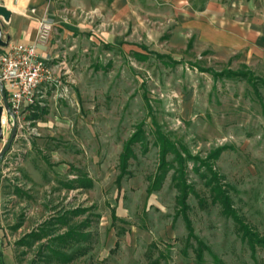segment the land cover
Here are the masks:
<instances>
[{
    "label": "rangeland",
    "instance_id": "obj_1",
    "mask_svg": "<svg viewBox=\"0 0 264 264\" xmlns=\"http://www.w3.org/2000/svg\"><path fill=\"white\" fill-rule=\"evenodd\" d=\"M50 1L57 15L49 22L47 42L56 46L49 67L58 83L43 106L24 110L19 133L28 161L11 171L26 185L10 206L18 212H0L1 234H14L5 243L15 247L17 264H149L148 250L152 259L164 255L160 264H264V246L251 249L210 203L205 168L193 170L221 149L209 164L236 215L264 240V73L176 36L172 9L161 2H135L123 16L110 12V0ZM140 130L146 148L132 146L131 176L119 179L124 146ZM157 132L192 158L187 217L205 247L201 262L190 247L196 240L188 242L173 171L152 190L160 174ZM12 221L22 222L21 230L13 231ZM46 228L75 237L19 245Z\"/></svg>",
    "mask_w": 264,
    "mask_h": 264
},
{
    "label": "crops",
    "instance_id": "obj_2",
    "mask_svg": "<svg viewBox=\"0 0 264 264\" xmlns=\"http://www.w3.org/2000/svg\"><path fill=\"white\" fill-rule=\"evenodd\" d=\"M194 1L110 0V12L118 14L122 11L123 16L126 14L129 16L131 6L135 2H161L163 6H169L172 9L176 36L192 40L193 44L196 43L204 52L224 54L228 57L235 56L241 65L249 67L252 71L259 70L264 73V0H227L226 2L205 0L199 7H194L192 4ZM0 5L11 11L9 23L5 25L3 32V40L7 41L9 38V41L6 47L0 48V55L7 54L15 44L35 43L39 21L53 22L57 15L50 0H0ZM55 49L56 46L49 41L38 46V53L49 64L56 57ZM4 98L7 99L5 94L0 96V106L4 105ZM4 114L8 121V114L6 112ZM19 132L0 166V210L3 209V215H5L3 218L8 216L9 211L18 212V209L11 210L16 201L13 198L16 194H20L26 185L24 177L16 176L12 172L16 169L13 168V164L23 168L28 161V150H23L24 144L22 145V141L26 138H22ZM4 133L6 142L11 134L6 123ZM1 147L0 143V150ZM15 156L22 157L21 163L13 162ZM5 171L9 172V177H13L11 180L9 177H7L9 180L4 177ZM0 212L2 213V210ZM0 217L2 220V215ZM16 222L11 223L13 231H19L22 228V222ZM13 235L10 239L0 232L1 264H17L12 251L15 247L13 244L5 243L9 240L14 241Z\"/></svg>",
    "mask_w": 264,
    "mask_h": 264
},
{
    "label": "trees",
    "instance_id": "obj_3",
    "mask_svg": "<svg viewBox=\"0 0 264 264\" xmlns=\"http://www.w3.org/2000/svg\"><path fill=\"white\" fill-rule=\"evenodd\" d=\"M140 57V56H139ZM163 56L158 55V58H162ZM202 71H208L209 70H203ZM225 73L232 75V76H241L246 78L248 75H250L249 72H231L229 70L225 71ZM251 79V78H250ZM248 78V80H250ZM264 84V82H263ZM138 134H134L132 138L125 144L124 146V153L120 156V171L121 174L119 176V179H122L124 174H128V176H131V173L127 171L130 165V160H134L136 158V155L134 154V151L132 150V146L135 143H140L142 148H146V140L142 136L141 130L137 132ZM156 140L153 143L154 146L158 147L159 149V171L160 174L158 175V178H156L154 184L152 185V190L157 189L161 181L166 176L167 172L169 170L173 171L171 182L172 186L178 193V197L176 199L177 205L180 208V212L182 214V218L185 222L186 230L188 231V242L190 241V238H196L193 235V228L191 225V222L189 218L187 217V210H189V207L187 205V200L189 198L190 194H195L193 187L188 184L187 181V162L188 160L192 159L191 156L187 153L185 149H183L181 152L177 149V147L171 143L165 136H163L161 133L157 132ZM221 149H217L213 151L208 157V161H199L198 166H193V170L195 172H199L200 167H204L206 170V173L201 174V177L205 179V186L208 188L209 191V200L212 205H218L220 213L226 217L232 220L234 228L238 234H241V237L244 241H246L251 249H253L255 246L262 247L264 246V240L261 239L256 233H254L248 226L244 225L242 220L239 218V216L236 215L235 211L233 210L230 199L225 193V191L222 189L220 182L218 180L217 174L214 173L211 165L209 164V161L211 159H216L220 153ZM168 155L173 156L172 160H168ZM155 183H159L156 185ZM82 187L87 186V183H84L83 181L80 182ZM151 190V189H150ZM151 190V191H152ZM199 203L202 205L204 201L200 200ZM116 218V217H115ZM58 219V218H57ZM57 221H61L60 219ZM50 237L53 241L62 242L66 239H73L75 237L74 231L68 232V234H62L54 236V231L49 229H44L41 232L33 231L26 235L24 238H22L19 241V245H26L28 248H31L32 245L35 243H38L42 241L45 238ZM29 243L23 242L26 240H29ZM197 246L196 248L194 246H190L196 259L201 262L202 261V255H203V249L205 248L202 242L196 240ZM1 243V242H0ZM43 247H50L49 244L43 245ZM55 255H61L60 252L54 251ZM153 252L151 254V250H148L146 252L147 258L150 260L149 264H160L159 258H163L164 255L162 253H159L158 258L152 259ZM65 258V256H62ZM71 260V258L66 257L64 261ZM215 264H221L218 260L215 259ZM2 263L1 254H0V264ZM255 264L257 262L255 261Z\"/></svg>",
    "mask_w": 264,
    "mask_h": 264
},
{
    "label": "built area",
    "instance_id": "obj_4",
    "mask_svg": "<svg viewBox=\"0 0 264 264\" xmlns=\"http://www.w3.org/2000/svg\"><path fill=\"white\" fill-rule=\"evenodd\" d=\"M52 25L40 20L37 40L33 44H15L5 55H0V96L5 94L10 107L9 120L3 118L9 129H23L21 117L26 108L41 107L54 83H58L48 61L38 53V46L50 38ZM4 129V125H3Z\"/></svg>",
    "mask_w": 264,
    "mask_h": 264
},
{
    "label": "water",
    "instance_id": "obj_5",
    "mask_svg": "<svg viewBox=\"0 0 264 264\" xmlns=\"http://www.w3.org/2000/svg\"><path fill=\"white\" fill-rule=\"evenodd\" d=\"M14 4H16V2ZM10 17H11V11L7 10L6 8L0 5V48L6 47L8 45L9 38H7V41H4L3 32H4L5 25L9 23ZM0 86H2L1 83H0ZM5 112L9 116H11L9 104L7 100L4 98V105L0 106V143L5 142V133L3 129V125H4L3 118L5 115L4 114ZM16 133H17V130H16V127L14 126L11 130V134L8 140L6 141L3 148L0 150V166H1L2 161L4 160V157L6 156V154L10 151L12 147L13 141L16 137Z\"/></svg>",
    "mask_w": 264,
    "mask_h": 264
}]
</instances>
